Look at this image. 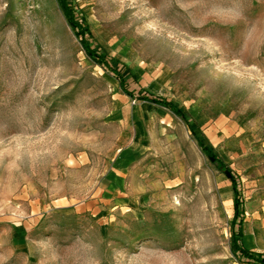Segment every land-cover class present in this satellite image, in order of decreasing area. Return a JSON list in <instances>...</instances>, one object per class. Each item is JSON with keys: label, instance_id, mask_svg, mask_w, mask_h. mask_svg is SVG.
Wrapping results in <instances>:
<instances>
[{"label": "rangeland", "instance_id": "obj_1", "mask_svg": "<svg viewBox=\"0 0 264 264\" xmlns=\"http://www.w3.org/2000/svg\"><path fill=\"white\" fill-rule=\"evenodd\" d=\"M64 2L132 95L61 0H0V264H257L189 127L264 254V0Z\"/></svg>", "mask_w": 264, "mask_h": 264}, {"label": "trees", "instance_id": "obj_2", "mask_svg": "<svg viewBox=\"0 0 264 264\" xmlns=\"http://www.w3.org/2000/svg\"><path fill=\"white\" fill-rule=\"evenodd\" d=\"M61 8L62 13L64 14L68 24L72 27L73 31L76 35L80 37L81 44L83 46L84 51L89 55V57L99 63L102 67L107 68L118 80L119 86L121 89L128 95H132V93L125 89L123 86V79L120 75L117 67H114L110 64L109 59L110 57L106 55L100 48H97L96 51H94L90 46L87 45L86 41L83 38V29L82 25L75 21L70 9L68 8V5L64 2V0H61ZM86 31V26L84 27ZM87 32V31H86ZM136 97L138 99L156 104L158 106H161L170 112L178 115L181 117L187 124L189 120L185 117L182 110L176 106L170 98L158 94H152L149 92H143L140 94H137ZM189 130L195 139V142L199 149L204 153L208 161L217 169L218 171L222 172L225 177L230 181L233 197H232V216L230 218V239L231 244L233 247L238 251L240 254L239 256L244 257L246 260L250 262H255L257 264H264V254L258 252V251H252L250 249H247L242 241V213L238 211V206L241 204L240 195L238 193V186L237 181L234 173L232 170L227 166V164L220 158L219 155H217L211 147L206 145L194 132L191 127H189Z\"/></svg>", "mask_w": 264, "mask_h": 264}]
</instances>
